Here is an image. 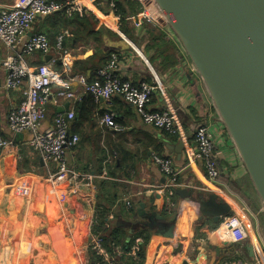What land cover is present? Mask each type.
<instances>
[{
	"label": "crops",
	"instance_id": "1",
	"mask_svg": "<svg viewBox=\"0 0 264 264\" xmlns=\"http://www.w3.org/2000/svg\"><path fill=\"white\" fill-rule=\"evenodd\" d=\"M27 1L2 3L14 6ZM58 19L38 18L28 35L46 33L54 38L55 32L64 28ZM113 26L112 20H100L85 30H78L75 24L63 29L69 32L65 43L74 56L73 72L93 77L112 51L120 52V77L134 85L156 82L158 89L149 107L174 111L181 134L145 124L135 108L119 96H114L111 104L97 102L82 85L73 83L78 101L50 98L41 127L42 131L49 128L58 114L70 110L76 114L72 132L80 142L68 153L67 162L80 184H72L70 194L61 202V189L49 181L57 173L56 165L29 147L30 132L14 134L9 129L8 115L21 101V92L2 91L0 136L13 141L14 146L0 154V264H84L80 252L87 264H100L102 258L94 260L95 254L87 249L92 231L100 225L106 234L105 248L114 254L115 264H256L258 256L264 264L261 202L193 62L169 29L152 27L135 12L125 15L122 30ZM88 51L93 54L85 58ZM9 54L0 41V82L6 78L2 61ZM47 57L37 53L26 61L37 69L50 61ZM60 89L58 85L52 88L54 92ZM108 113L115 116L119 131L100 124V118ZM201 124L208 125L215 142L219 184L206 179L197 151L193 162L187 157V147ZM181 142L184 150L179 154L176 149ZM155 154L173 159L182 170L180 184L195 189L198 195H218L231 207L229 215L243 220L246 233L229 242L217 231L222 219L219 223L211 218L198 221L196 212L183 211L182 199L168 195L163 188L168 178L154 164ZM168 198L174 203L172 210ZM158 217L168 221L179 217L173 240L152 228L154 222L160 223ZM137 239L142 240L141 257L130 254ZM112 243L124 248V253L116 255L114 247L111 253Z\"/></svg>",
	"mask_w": 264,
	"mask_h": 264
},
{
	"label": "built area",
	"instance_id": "2",
	"mask_svg": "<svg viewBox=\"0 0 264 264\" xmlns=\"http://www.w3.org/2000/svg\"><path fill=\"white\" fill-rule=\"evenodd\" d=\"M116 1L28 0L23 5L9 6L0 0V41L10 51V54L2 61L6 78L0 82V93L2 91L21 92V101L8 115V126L14 134L30 132L32 138L29 141V147L42 155L44 160L56 165L57 173L52 175L49 181L56 189H61V202H64V198L70 194L69 187L72 184H80L75 181L77 175L70 171L67 162L68 153L76 149L80 142V137L72 132L76 114L73 110L58 114L49 128L42 131L41 127L48 111L47 103L50 98L57 101H78V96L72 91L73 83L82 85L85 92L97 102L104 101L111 104L113 97L119 96L135 108L145 124L172 135L181 134L174 111L171 109L154 111L149 107L151 98L158 89L156 82L134 85L131 81L120 77L118 70L123 60L120 52L112 53L107 63L95 72L94 79L90 81L86 75L73 72L74 56L65 46V39L69 35L67 30L58 34L53 44L45 34L28 35L38 18H48L61 12L67 17L75 14L81 17L91 14L98 22L112 20L113 28L120 31L121 16L117 13ZM129 1L139 4L137 15L142 20L152 27L168 29L164 26L165 21L158 12L154 0ZM37 53L51 56V59L45 65L34 69L26 60ZM63 76H66L65 80H62ZM56 85L61 89L54 92L52 88ZM100 124L114 131L120 130L115 116L111 113L101 117ZM13 146V141L0 136V154ZM187 150L190 163L195 159L197 151L206 179L214 185L219 184L220 169L215 158V142L210 135L208 125L201 124L197 127L193 142ZM152 160L168 178V183L163 187L165 192L173 195L174 189L183 186L178 179L182 170L178 169L173 159L169 157L155 154ZM167 204L168 209H174L171 199H167ZM95 225L96 221L92 222V227ZM217 231L226 236L229 242H234L246 233V227L237 215H228L222 219ZM140 243L142 240L137 239L130 253L134 257L140 252ZM116 247H114L116 255L120 251L124 253L122 250L124 248ZM87 249L102 258L100 264H115L116 262L112 256L114 254H108L105 248V235L100 231H92ZM83 255H85L83 252L78 254L80 263L87 264ZM255 260L256 264H262L259 256ZM224 264L242 263L227 261Z\"/></svg>",
	"mask_w": 264,
	"mask_h": 264
},
{
	"label": "water",
	"instance_id": "3",
	"mask_svg": "<svg viewBox=\"0 0 264 264\" xmlns=\"http://www.w3.org/2000/svg\"><path fill=\"white\" fill-rule=\"evenodd\" d=\"M154 1L164 26L200 75L264 212V0ZM92 54L88 51L84 57ZM183 150L181 142L176 151ZM173 192L182 199L183 211L196 212L198 221L211 218L219 223L232 211L216 194L198 195L184 185ZM178 218L158 217V224L151 219L152 228L173 240ZM248 250L254 258L251 245Z\"/></svg>",
	"mask_w": 264,
	"mask_h": 264
},
{
	"label": "trees",
	"instance_id": "4",
	"mask_svg": "<svg viewBox=\"0 0 264 264\" xmlns=\"http://www.w3.org/2000/svg\"><path fill=\"white\" fill-rule=\"evenodd\" d=\"M55 1H60V0H55ZM116 7H117V13L121 16V28H120V30H122L123 22H125V15L127 13L130 14V12L131 13L132 12L137 13V10L139 9L140 6L138 3L128 2L126 0H117L116 1ZM127 8L129 11L127 10ZM57 16L61 18L60 20L58 19V22L61 23L62 27H64V28L68 27V25H70V24H75L77 26L78 30H81V29L85 30L87 28H92V24L95 25V24L99 23L97 20H95L94 16H92L91 14H86L83 17L79 16L78 14H75L72 17H67L64 13L61 12V13H58V14L51 16V17H57ZM64 28H62V30H60L59 32H55V37L52 39H50L48 34H46V33H40V34H45L46 36H48L51 43L53 44V43H55L57 35L60 34L62 31H64L63 30ZM76 34H78L77 30H76ZM65 46H66V43H65ZM115 52H117V51H112L109 55V58L111 57V54L115 53ZM109 58H108V60H109ZM93 78H94V75H93V77H89L90 81H92ZM102 229H103V225L102 226L100 225V227H96V231H100L105 235V247H106V234L103 232ZM115 245H116L115 243H112L111 253L113 252L112 247ZM123 246L125 247V245H123ZM138 255H139V257H141V252H139ZM92 258L94 260L100 259L96 255L92 256Z\"/></svg>",
	"mask_w": 264,
	"mask_h": 264
}]
</instances>
